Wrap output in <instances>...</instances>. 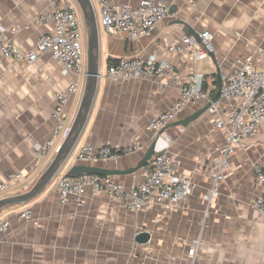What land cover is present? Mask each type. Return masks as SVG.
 <instances>
[{"label":"crops","instance_id":"1","mask_svg":"<svg viewBox=\"0 0 264 264\" xmlns=\"http://www.w3.org/2000/svg\"><path fill=\"white\" fill-rule=\"evenodd\" d=\"M108 1L115 6L140 2ZM161 1L174 12L148 35L131 39L125 33L110 35L100 29L101 76L73 150L82 144H139L142 149L117 160L87 164L120 170L133 166L157 133L147 130L148 122L167 111L180 95L179 87L166 75L107 76L110 59L155 56L171 64L180 76L200 70L207 95L216 86V65L222 77L246 56L252 57L254 67L264 65V0ZM92 2L98 18L100 4ZM65 5L77 6L74 0H58V7ZM49 9L48 0H0V24L6 40L22 51L33 49L42 35L53 32L51 22H36L40 12ZM189 28L198 35L204 31L213 35L214 60L209 56L195 61L188 51L168 50L181 43L183 35L192 36ZM83 43L85 48V38ZM84 80L73 72L63 74L59 62L49 54L33 63L0 56V181L12 172L25 177L10 186L11 193L33 184L45 166L36 161L33 145L54 137L56 94L73 82L80 86L64 109L65 122L70 125ZM218 101L224 112L232 105L221 97ZM204 104L202 100L191 101L175 120ZM215 118L206 110L186 126H170L161 134L169 141L168 152L176 172L195 184L186 197L132 212L106 192L88 189L83 205L77 206L73 201L61 204L52 181L29 202L0 212V218L9 222L8 229L0 232V264H188L187 251L195 238L200 244L194 264H264V218L251 206L264 191V183L258 181L254 171L255 165L264 168V120L250 147L231 154L218 181L217 195L208 205L203 195L215 181L224 143ZM67 169L68 165L59 173ZM143 170L112 176L129 190L142 181ZM26 207L32 209L33 216L18 218L17 211ZM140 232L149 234L147 242L136 241Z\"/></svg>","mask_w":264,"mask_h":264},{"label":"built area","instance_id":"2","mask_svg":"<svg viewBox=\"0 0 264 264\" xmlns=\"http://www.w3.org/2000/svg\"><path fill=\"white\" fill-rule=\"evenodd\" d=\"M97 1L100 4L98 16L100 29L110 35L125 33L131 39L150 34L155 25L169 14L168 5L161 0H140L137 5L123 4L119 6L112 5L108 0ZM48 2L50 9L40 12L36 22H51L53 32L42 35L33 49L22 51L16 44L6 40L4 28L0 24V56L33 63L39 56L49 54L59 62L63 74L73 72L85 78L84 32L80 10L78 6L58 7V0H48ZM199 36L201 42L197 43L192 36L183 35L180 39L181 43L170 46L168 50L188 51L195 61L206 59L214 49L213 35L204 31ZM251 59V56L242 58L222 77L219 97L230 100L232 102L230 108L224 112L217 100L211 103L207 109L210 114L216 117V127L222 130L224 138L215 181L208 192L203 195L208 205L217 195L218 181L223 178L222 172L228 167L231 154L238 149L247 150L250 147V141L264 120V65L254 67ZM105 74L109 77L122 76L125 78H152L166 75L179 87V98L167 111L148 122L147 130L153 132H158L165 125L174 121L191 101L202 100L206 104L211 101L212 97L203 91L204 75L200 70L180 76L174 71L171 64L164 60H157L155 56L146 59H114L107 65ZM99 76H101V72ZM78 90H80V86L77 82H73L66 90L56 94L52 112V118L55 121L54 137L33 145L37 162L45 165L68 131L69 125L64 119V109L70 98L78 93ZM168 148L169 141L160 136L149 168L143 170L142 181L129 190H126L122 183L109 175L81 174L72 176L67 173H58L53 179L58 200L61 204L73 201L77 206H82L85 192L90 189L106 192L110 198L132 212L165 202L176 203L190 194L195 184L190 178L176 172ZM141 149L142 146L139 144L122 147L82 144L71 152L68 161L70 160V165L94 160H117L123 155ZM254 171L258 181L264 183V168L255 165ZM24 179L21 172L9 173L5 180L0 181V198L11 193L10 186L24 181ZM251 206L260 218H264V191L252 200ZM16 215L20 219H30L33 216V211L26 207L17 211ZM8 227V220L0 218V232L6 231ZM199 244V238L191 241L187 251L190 257L188 264H194V255Z\"/></svg>","mask_w":264,"mask_h":264},{"label":"water","instance_id":"3","mask_svg":"<svg viewBox=\"0 0 264 264\" xmlns=\"http://www.w3.org/2000/svg\"><path fill=\"white\" fill-rule=\"evenodd\" d=\"M80 10L85 38V52H86V75L82 88V96L80 103L75 114L74 119L69 125L68 131L58 145L56 151L45 164L39 176L33 182L30 188L27 190H18L7 194L0 198V212L4 209L21 205L29 202L39 195L56 177V175L65 167L66 162L73 151V148L77 142V139L86 123L94 96L96 92L97 80L100 75L99 67V52H100V27L98 24L97 14L94 8L92 0H74ZM174 9H169V13H173ZM176 23H183L181 20H176ZM189 31L197 43L201 42L200 36L189 28ZM211 58L214 60L212 54ZM215 92L211 97V101L202 105L198 110L184 117L180 120H175L168 123L162 129H160L154 139L150 142L148 147L140 159L131 167L125 169L106 168L98 165H90L87 163H72L67 169V174L76 176L81 174H98V175H121L134 173L140 169L145 168L150 163L152 156L155 152L156 144L161 134L166 128L170 126H186L190 121L197 118L204 113L211 103L216 102L219 98V90L222 85V76L219 66L216 65V77H215ZM149 240V234L147 232H140L136 236V241L139 243H145Z\"/></svg>","mask_w":264,"mask_h":264},{"label":"trees","instance_id":"4","mask_svg":"<svg viewBox=\"0 0 264 264\" xmlns=\"http://www.w3.org/2000/svg\"><path fill=\"white\" fill-rule=\"evenodd\" d=\"M112 62V59H110L109 61H108V64H110ZM206 84H205V82H204V84H203V91L206 93ZM215 92V88H212L211 89V91L209 92V96H212L213 95V93ZM148 166H149V164H148ZM147 167V166H146Z\"/></svg>","mask_w":264,"mask_h":264},{"label":"rangeland","instance_id":"5","mask_svg":"<svg viewBox=\"0 0 264 264\" xmlns=\"http://www.w3.org/2000/svg\"><path fill=\"white\" fill-rule=\"evenodd\" d=\"M81 23H82V29H83V32H84V27H83L82 17H81ZM84 52H85V48H84ZM84 57H85V54H84ZM69 161H70V160H69ZM69 161L67 160L65 167H66L67 165H69ZM31 185H32V184H31ZM31 185L28 186V187H26V188H24V189H22V191L27 190L28 188L31 187Z\"/></svg>","mask_w":264,"mask_h":264}]
</instances>
